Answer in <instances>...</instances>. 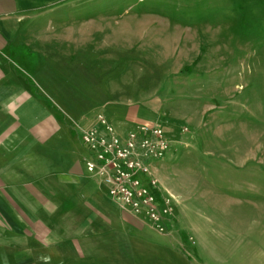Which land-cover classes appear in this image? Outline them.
Masks as SVG:
<instances>
[{"label":"rangeland","instance_id":"rangeland-1","mask_svg":"<svg viewBox=\"0 0 264 264\" xmlns=\"http://www.w3.org/2000/svg\"><path fill=\"white\" fill-rule=\"evenodd\" d=\"M29 1L8 50L57 117L144 107L175 132L171 230L111 216L80 264H264V0Z\"/></svg>","mask_w":264,"mask_h":264},{"label":"crops","instance_id":"crops-1","mask_svg":"<svg viewBox=\"0 0 264 264\" xmlns=\"http://www.w3.org/2000/svg\"><path fill=\"white\" fill-rule=\"evenodd\" d=\"M27 6V0H0V264H80L87 257L83 253L93 250L80 236L98 234L111 216L121 215L137 227L144 221L119 208L106 187L86 172L81 129L74 131L71 121L61 120L32 94L16 68L8 49L25 42L23 36L16 40L14 16ZM145 114L144 107H128L117 123L108 120L120 134L140 122L164 126L171 149L151 163L167 190L173 178L165 170L177 157L173 125ZM177 216L176 207L174 223Z\"/></svg>","mask_w":264,"mask_h":264},{"label":"built area","instance_id":"built-area-1","mask_svg":"<svg viewBox=\"0 0 264 264\" xmlns=\"http://www.w3.org/2000/svg\"><path fill=\"white\" fill-rule=\"evenodd\" d=\"M187 130L186 125H180L178 132ZM80 137L86 151V172L106 187L118 207L148 222L158 233H168L177 201L171 192L158 190L151 163L171 149L164 126L140 122L121 136L105 115L98 114L93 125L81 129ZM146 183L156 189L151 190Z\"/></svg>","mask_w":264,"mask_h":264},{"label":"bare ground","instance_id":"bare-ground-1","mask_svg":"<svg viewBox=\"0 0 264 264\" xmlns=\"http://www.w3.org/2000/svg\"><path fill=\"white\" fill-rule=\"evenodd\" d=\"M118 32H124L125 30H127L125 27L123 29H118Z\"/></svg>","mask_w":264,"mask_h":264}]
</instances>
